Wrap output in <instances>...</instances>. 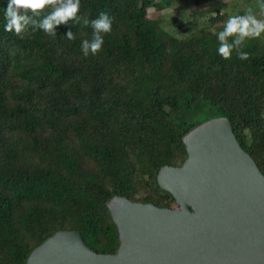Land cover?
<instances>
[{"label":"trees","instance_id":"obj_1","mask_svg":"<svg viewBox=\"0 0 264 264\" xmlns=\"http://www.w3.org/2000/svg\"><path fill=\"white\" fill-rule=\"evenodd\" d=\"M174 1L80 0L77 19L53 36L31 25L5 32L9 0H0V264H28L61 230L117 252L107 202L120 195L174 207L158 173L184 163L183 137L210 118L228 117L264 172V33L241 45L248 59L235 49L224 59L209 28L248 11L223 7L202 28L187 21L172 30L149 17ZM100 12L112 29L86 57L81 43L93 29L83 19Z\"/></svg>","mask_w":264,"mask_h":264},{"label":"water","instance_id":"obj_2","mask_svg":"<svg viewBox=\"0 0 264 264\" xmlns=\"http://www.w3.org/2000/svg\"><path fill=\"white\" fill-rule=\"evenodd\" d=\"M188 158L165 165L160 187L176 207L114 195L115 253H98L78 230H61L32 250L28 264H264V172L226 116L184 137Z\"/></svg>","mask_w":264,"mask_h":264},{"label":"clouds","instance_id":"obj_3","mask_svg":"<svg viewBox=\"0 0 264 264\" xmlns=\"http://www.w3.org/2000/svg\"><path fill=\"white\" fill-rule=\"evenodd\" d=\"M51 7V11L42 18L43 11ZM264 13V3L260 5ZM80 9V0H9L4 10L5 32L20 35L29 25L33 30H43L50 35H57L56 28L66 24L69 20L75 21ZM85 26L90 25L93 29L91 39H84L81 43V50L84 56L89 53L96 55L104 44V35L111 32L112 19L106 12H100L96 19L89 21L83 19ZM264 33V19L257 18V15L249 10L245 15H232L224 22L223 29L217 33L219 46L218 55L224 59L231 57L232 51H237L241 60L248 59V53L240 51L241 45L246 39L259 38ZM73 39L74 35L69 31L66 35ZM231 38V41L230 39Z\"/></svg>","mask_w":264,"mask_h":264},{"label":"rangeland","instance_id":"obj_4","mask_svg":"<svg viewBox=\"0 0 264 264\" xmlns=\"http://www.w3.org/2000/svg\"><path fill=\"white\" fill-rule=\"evenodd\" d=\"M262 0L258 2H245L244 0H223L199 3L197 0H175L170 6H165L164 9L149 8L148 15L151 18L163 19V25L168 29H175L178 24H185L187 21H193L194 24L201 26L207 19L217 14V10H223L225 7L228 10L235 7L236 9L251 10L257 15V18L264 19V13L261 12L260 5ZM233 12V10H231ZM220 26V27H219ZM222 25L217 24L209 26L210 31L218 33L223 29ZM202 28V26L200 27ZM176 207V205L174 206Z\"/></svg>","mask_w":264,"mask_h":264}]
</instances>
